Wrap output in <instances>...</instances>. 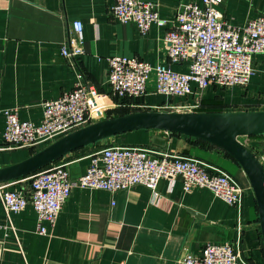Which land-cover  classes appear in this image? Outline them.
<instances>
[{
  "label": "crops",
  "instance_id": "obj_1",
  "mask_svg": "<svg viewBox=\"0 0 264 264\" xmlns=\"http://www.w3.org/2000/svg\"><path fill=\"white\" fill-rule=\"evenodd\" d=\"M141 1L157 4L161 18L167 21L175 20L182 3H201ZM115 2L0 0V168L21 162L33 152L26 148L2 149L4 111L18 109L22 121L39 125L43 120V102L71 91L80 75L101 93L110 95L111 102L123 104L127 99L114 96L109 86L110 58L136 57L153 66L169 64L168 45L164 41L169 26L153 25L148 34L142 35L135 24H122L112 17ZM219 11L225 21L241 26L264 16V0H223ZM74 21L83 23L85 41V54L75 63L61 55ZM253 63L255 75L248 86H237L241 90L211 87L204 100L221 98L226 105L223 112L264 111V56H255ZM171 68L188 72L186 64ZM154 91L152 80L148 95L142 98L144 103H181L177 98L157 96ZM242 142L256 157L264 154V138L247 137ZM112 145L151 146L219 167L245 189L242 209L226 204L208 189L186 193L179 178L161 181L158 195L141 185L115 194L75 187L55 227L49 228L46 236L38 233L33 207L10 218L0 209V264H176L187 252L200 255L208 244L225 243L238 245L248 264H264L253 190L241 167L224 151L161 131L130 132L65 157L72 180L85 174L97 147ZM228 164L236 169L229 170ZM28 187L29 181L22 179L11 183L8 189L27 191Z\"/></svg>",
  "mask_w": 264,
  "mask_h": 264
},
{
  "label": "built area",
  "instance_id": "obj_2",
  "mask_svg": "<svg viewBox=\"0 0 264 264\" xmlns=\"http://www.w3.org/2000/svg\"><path fill=\"white\" fill-rule=\"evenodd\" d=\"M222 3L223 0L182 3L174 21L161 18L158 5L152 2L116 0L111 9L115 20L135 24L142 35L148 34L153 25L169 26L164 39L168 45V65L153 66L136 57L109 59L108 82L112 94L120 99L146 97L148 85L153 80L155 95L180 99L179 105L113 103L110 95L101 93L80 75L71 91L58 99L43 102V120L39 125L22 121L18 109L4 111L6 128L2 149L36 150L48 146L107 118L110 111L119 108L138 112H200L207 89L248 86L255 75L253 58L264 56V16L234 26L223 19L219 11ZM84 42L83 23L72 22L61 55L75 63L85 54ZM185 64L188 65L186 73L171 68V65ZM90 158L87 171L76 181L72 180L69 164L63 159L49 169L25 178L29 181L27 191L9 190L8 186L14 182L1 184L0 209L3 208L10 218L12 214L33 207L38 217V233L46 236L49 228L55 227L75 187L115 194L141 185L158 195L161 181L179 178L186 193L208 189L216 198L238 210L244 204L246 191L232 175L196 158L139 145L107 146ZM257 158L264 169V154ZM176 264L248 263L242 258L238 245L225 243L208 244L200 255L187 252Z\"/></svg>",
  "mask_w": 264,
  "mask_h": 264
},
{
  "label": "water",
  "instance_id": "obj_3",
  "mask_svg": "<svg viewBox=\"0 0 264 264\" xmlns=\"http://www.w3.org/2000/svg\"><path fill=\"white\" fill-rule=\"evenodd\" d=\"M141 130L177 133L207 142L229 154L241 167L253 190L264 244V169L255 154L240 141L264 136V111H140L104 118L58 139L21 162L1 167L0 185L28 178L79 149Z\"/></svg>",
  "mask_w": 264,
  "mask_h": 264
},
{
  "label": "trees",
  "instance_id": "obj_4",
  "mask_svg": "<svg viewBox=\"0 0 264 264\" xmlns=\"http://www.w3.org/2000/svg\"><path fill=\"white\" fill-rule=\"evenodd\" d=\"M143 97L141 98H138V99H127L126 100V103L125 104H144L143 102ZM226 107V105L224 104L223 100L219 97H216L215 99H212V100H204L203 101V107L202 109L200 110V112H223L224 108ZM115 114H114V113ZM110 111L107 115V118H113V117H117V116H123V115H127V114H130L132 113L133 111L130 110L129 108H119L117 110H114V111ZM172 135H176V136H183V137H186L187 139H189L190 141H192V143L194 144H197L199 146H203L205 148H213L214 146L207 143V142H204V141H201V140H198V139H195V138H191V137H188V136H184V135H180V134H177V133H171ZM252 138H264V136L262 137H252ZM102 142V141H101ZM100 142L96 143V144H93L91 146H96L97 144H99ZM90 147V146H88ZM88 147H85V148H82V149H79L73 153H77V152H80V151H84L86 150ZM103 147H97L96 152L102 150ZM36 153V150H33L32 152V155ZM93 153V154H94ZM228 157H230L232 160H234L229 154L225 153ZM65 159V158H63ZM62 159V160H63ZM52 165L48 166L47 168L43 169V170H47L51 167ZM41 170V171H43ZM40 172V171H39ZM21 180V179H20ZM258 209V208H257Z\"/></svg>",
  "mask_w": 264,
  "mask_h": 264
},
{
  "label": "rangeland",
  "instance_id": "obj_5",
  "mask_svg": "<svg viewBox=\"0 0 264 264\" xmlns=\"http://www.w3.org/2000/svg\"><path fill=\"white\" fill-rule=\"evenodd\" d=\"M233 89H236V90H241L240 88H238V87H235V88H233ZM207 92V91H206ZM205 95H206V93H205ZM226 167L229 169V170H234V169H236V166H234V165H232V164H228V165H226Z\"/></svg>",
  "mask_w": 264,
  "mask_h": 264
}]
</instances>
